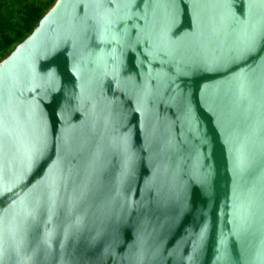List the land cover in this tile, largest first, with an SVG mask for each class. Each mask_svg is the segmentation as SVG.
Wrapping results in <instances>:
<instances>
[{"label": "water", "instance_id": "obj_1", "mask_svg": "<svg viewBox=\"0 0 264 264\" xmlns=\"http://www.w3.org/2000/svg\"><path fill=\"white\" fill-rule=\"evenodd\" d=\"M0 264H264V0H56L0 61Z\"/></svg>", "mask_w": 264, "mask_h": 264}, {"label": "rangeland", "instance_id": "obj_2", "mask_svg": "<svg viewBox=\"0 0 264 264\" xmlns=\"http://www.w3.org/2000/svg\"><path fill=\"white\" fill-rule=\"evenodd\" d=\"M56 0H3V13L8 16L13 23H19L23 27V23H25V27L17 29L21 30V37L13 43L10 47H8L4 52H0V61L3 60L9 51L22 39L28 36L36 23L40 19V17L54 4ZM25 5H32L38 9H40V14L36 17L35 20L30 22H25Z\"/></svg>", "mask_w": 264, "mask_h": 264}, {"label": "trees", "instance_id": "obj_3", "mask_svg": "<svg viewBox=\"0 0 264 264\" xmlns=\"http://www.w3.org/2000/svg\"><path fill=\"white\" fill-rule=\"evenodd\" d=\"M2 7L3 0H0V52H4L21 37L22 32L17 29V27L23 28L26 26L25 23H23V27L19 23H13L11 19L3 13ZM39 14L40 9L32 5H25V22L35 20Z\"/></svg>", "mask_w": 264, "mask_h": 264}]
</instances>
